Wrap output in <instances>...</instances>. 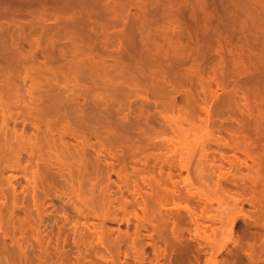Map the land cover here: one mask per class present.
<instances>
[{
    "label": "rangeland",
    "instance_id": "obj_1",
    "mask_svg": "<svg viewBox=\"0 0 264 264\" xmlns=\"http://www.w3.org/2000/svg\"><path fill=\"white\" fill-rule=\"evenodd\" d=\"M46 1L0 0V264H264V181L228 151L264 95V2L120 0L146 46L117 76L72 49L115 53L133 23ZM113 132L146 136L127 172Z\"/></svg>",
    "mask_w": 264,
    "mask_h": 264
},
{
    "label": "bare ground",
    "instance_id": "obj_2",
    "mask_svg": "<svg viewBox=\"0 0 264 264\" xmlns=\"http://www.w3.org/2000/svg\"><path fill=\"white\" fill-rule=\"evenodd\" d=\"M47 1H50V0H47ZM53 1H56L57 4L59 1L60 3L65 4V2H61L62 0H51L50 2H53ZM70 1H73V0H70ZM74 1L72 2L73 4L66 1L68 2V5H63L58 8L60 12H62L64 15L65 14L67 15V16L62 15L59 17V19L63 21H70L73 25H76L79 22H82V23L85 22L87 26L89 25L88 26L89 29L95 30V27L91 26L90 24L91 22L89 20L91 17L90 10L85 9L83 7L79 8L78 7L79 1H78V5L77 3L74 4L77 0L75 2ZM108 1H110L108 4L103 5L106 11H108L109 13H112L119 19L125 20L124 22L133 23L130 26L131 31H129L128 36L125 37L123 41L125 48L122 50L118 49L115 53L107 54V56L105 55L101 56L100 53H94L92 55H87V57L84 59H81L82 57L79 58L78 49L73 48L72 51L74 53V60L72 61V64H73L75 71H78L80 68H88L95 72L112 70L115 72V75L117 76H119V74L121 73H125V74L129 73L130 75H132L133 73L138 72L137 65L139 64L140 59L138 58L137 54L139 53L140 50L142 51L145 50V46H146L145 40L141 37L136 36L135 32L133 31V26H135L136 24L138 25L137 20L136 19L131 20L129 17H127L128 14L126 13L125 6L122 4V2L120 0H108ZM263 2L264 1L262 0V3ZM258 6L259 5H257L256 7ZM263 6H264V3H263ZM134 22L136 23L135 25H134ZM82 23L81 25L85 26V24H82ZM148 53L149 52L147 51L145 54H148ZM8 69L9 68L7 69L5 68L7 77H8V86L12 89L11 87L12 81L10 80H11V75L13 71L8 70ZM127 80L130 84L134 83V79H132L131 77H128ZM254 91H257V90H254ZM254 91L249 92L247 97L244 96V98L247 100L246 102L248 105L247 107H249L252 110L251 114L253 115V113L255 114V112L257 114L256 116L257 120L255 121V127H253L254 129H251V127L243 128V130L237 133L236 139L232 140V143L229 141V146H228L229 149L228 148L227 149L228 151L232 152L236 156L239 153L241 155H244L247 159H251L253 161V165L251 167L253 171L252 174H254L253 177L255 178V181L263 182L264 181V95H261V93L255 94ZM89 109L93 110V113L98 112V109L95 107L90 106ZM81 123L88 124L90 123V120L88 118H82ZM144 137L146 138V136H143V135L137 136V135H133L131 133H125V132L123 133L113 132L112 133L113 145L107 148L109 150L108 155L116 158L121 171L127 172L128 163H126V158L128 157V154L130 153V151H133V152L139 151L140 146L136 144L135 141L136 139H139V138L141 139ZM130 141H132V143ZM119 148H121L122 153L118 155L117 150ZM261 150H262V153L259 154ZM112 152H114V154H112ZM137 152L135 153V156L136 154H138ZM143 171H141V173ZM144 173L145 171L140 175V173L138 172V174L142 176L141 177L142 179H145L146 177ZM127 175H128L127 173H125V175H121L120 173L119 178L124 183V185L127 186V188H129L131 185L130 183L131 181H129ZM136 180L137 179L133 181L135 183L134 187L137 188L138 182ZM259 202L261 203L260 199H259Z\"/></svg>",
    "mask_w": 264,
    "mask_h": 264
}]
</instances>
